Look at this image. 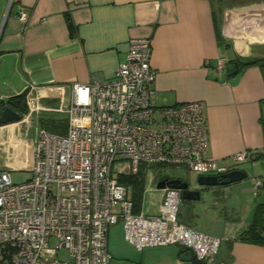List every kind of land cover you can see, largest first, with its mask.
I'll return each instance as SVG.
<instances>
[{"label":"crops","instance_id":"0c3cea01","mask_svg":"<svg viewBox=\"0 0 264 264\" xmlns=\"http://www.w3.org/2000/svg\"><path fill=\"white\" fill-rule=\"evenodd\" d=\"M19 10L28 12L25 25ZM132 37L151 38L157 105H204L206 157L231 167L234 153L255 154L237 167L252 168V175L199 187L218 196L212 211L227 216V209L231 216L213 227L219 234L185 223L181 214L179 221L221 238L207 264H264V243L239 238L264 202V0H0V100L25 93V101L30 95L43 107L30 127L22 120L27 111L0 124V168L31 175L37 139L29 130L36 124L66 133L71 85L112 78ZM220 56L228 58L224 76L216 70ZM255 58L261 64H246ZM257 178L262 184L255 195ZM157 193L156 209L145 214L158 212ZM140 251L136 262L145 264H191L193 257L187 260L189 250L177 244Z\"/></svg>","mask_w":264,"mask_h":264},{"label":"built area","instance_id":"2783aa9c","mask_svg":"<svg viewBox=\"0 0 264 264\" xmlns=\"http://www.w3.org/2000/svg\"><path fill=\"white\" fill-rule=\"evenodd\" d=\"M18 18L25 25L28 12L19 10ZM151 55L150 37L130 38L112 78L71 85L66 133L38 129L30 177L14 182L10 170L0 168V264H110L108 230L118 223L138 250L177 244L205 261L218 252L221 238L179 221V189L158 188V212L149 215L134 211L131 187L118 181L152 165L218 176L255 156L236 152L231 167L206 157L204 105H157ZM227 63L217 58L218 75H225ZM26 103L22 120L30 127L43 107L30 95ZM261 184L257 178L255 195ZM62 248L70 260L58 257Z\"/></svg>","mask_w":264,"mask_h":264},{"label":"rangeland","instance_id":"374dc122","mask_svg":"<svg viewBox=\"0 0 264 264\" xmlns=\"http://www.w3.org/2000/svg\"><path fill=\"white\" fill-rule=\"evenodd\" d=\"M37 134L38 128L35 124V126L29 130V136H32L37 139ZM243 165V163H240L237 165V167L243 168ZM115 167L118 168V165H116ZM247 169L248 175H252V168L247 167ZM9 170L12 181L14 182H22L30 176V173L27 170H22L19 168H12ZM141 170L142 192L140 205L143 212L151 213V211L156 209L158 200L157 192L159 190L156 185L161 179L180 178L184 181H189L192 186H196L197 174L192 171H189L182 165H152L145 166ZM254 171H256L255 168ZM130 187L133 191L134 188L132 187V183ZM224 194L228 195L227 191H224L223 195ZM217 197L218 196L215 193L213 194L211 190L204 189L200 191V198L198 200L182 199V204L180 206L178 216L180 217L179 214H181L185 223L197 229H202V227H206L211 233H214L215 235L219 234V230L217 231V229L215 230V228L213 227L216 224L221 223V221L231 219V216L229 215V212H227V209L224 210L227 216H225L223 213L217 215L214 211H212L210 202L213 200V198ZM193 214L198 215L197 217H195ZM211 219L213 220V223L211 222ZM50 244L51 246H54L56 244L55 238L50 239ZM108 251L110 254L112 253V259L110 260V264H145L144 262H136V257L140 255L141 251L136 249L125 239L123 234V226L121 223L109 227ZM57 255L63 260H70L69 254L64 248L57 250Z\"/></svg>","mask_w":264,"mask_h":264},{"label":"trees","instance_id":"16d2710c","mask_svg":"<svg viewBox=\"0 0 264 264\" xmlns=\"http://www.w3.org/2000/svg\"><path fill=\"white\" fill-rule=\"evenodd\" d=\"M262 60L255 58L246 64H261ZM6 106L10 107L16 113L23 115L27 111L25 93H20L11 96L7 100H0V113ZM119 183L130 185L134 190L132 191V199L134 201V211L140 210V200L142 192V177L141 171L136 174L120 175L118 178ZM239 238L254 243H264V202L259 203L256 206L255 215L252 221L242 230L239 234ZM191 264H207L205 260H198L194 257L191 259Z\"/></svg>","mask_w":264,"mask_h":264},{"label":"water","instance_id":"95a60500","mask_svg":"<svg viewBox=\"0 0 264 264\" xmlns=\"http://www.w3.org/2000/svg\"><path fill=\"white\" fill-rule=\"evenodd\" d=\"M237 70H235L236 72ZM22 115L16 113L10 107L6 106L0 113V124H5L11 121H18ZM247 176L246 171L242 169H232L221 175H198L196 178V186H192L189 181H184L180 178H164L159 180L157 188L170 186L181 191V198L187 200H198L200 198L199 187H210L217 185H226L233 182L245 179ZM187 260L191 258V251H187Z\"/></svg>","mask_w":264,"mask_h":264}]
</instances>
